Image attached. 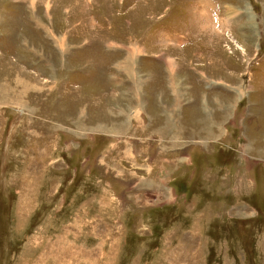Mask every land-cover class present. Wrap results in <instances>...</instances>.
<instances>
[{
	"label": "rangeland",
	"instance_id": "rangeland-1",
	"mask_svg": "<svg viewBox=\"0 0 264 264\" xmlns=\"http://www.w3.org/2000/svg\"><path fill=\"white\" fill-rule=\"evenodd\" d=\"M0 264H264V0H0Z\"/></svg>",
	"mask_w": 264,
	"mask_h": 264
},
{
	"label": "trees",
	"instance_id": "trees-1",
	"mask_svg": "<svg viewBox=\"0 0 264 264\" xmlns=\"http://www.w3.org/2000/svg\"><path fill=\"white\" fill-rule=\"evenodd\" d=\"M217 154H218V156H219L220 158H222V154H221L220 152H219V153H217ZM251 222H252V221H249V222H248V225H250V224H251ZM238 228H239V227H238ZM233 229H234V228H233ZM238 234H239V230H238Z\"/></svg>",
	"mask_w": 264,
	"mask_h": 264
}]
</instances>
